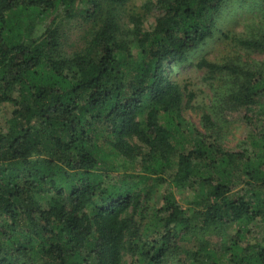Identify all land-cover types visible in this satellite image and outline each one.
<instances>
[{"label": "trees", "instance_id": "1", "mask_svg": "<svg viewBox=\"0 0 264 264\" xmlns=\"http://www.w3.org/2000/svg\"><path fill=\"white\" fill-rule=\"evenodd\" d=\"M130 1L0 0V264H264L249 229L264 223V127L225 150L186 122L169 77L214 39L228 0L148 2L152 30L129 15L125 33ZM233 42L264 54V33ZM197 68L229 77V108L264 112V65ZM123 161L141 173L119 174ZM166 178L194 192L190 213L170 193L150 206Z\"/></svg>", "mask_w": 264, "mask_h": 264}, {"label": "rangeland", "instance_id": "2", "mask_svg": "<svg viewBox=\"0 0 264 264\" xmlns=\"http://www.w3.org/2000/svg\"><path fill=\"white\" fill-rule=\"evenodd\" d=\"M156 0H131L125 8V13L121 19L124 32L133 28L129 21V15H139L143 17V29L151 31L155 25L157 14H147L144 5ZM77 23V22H75ZM73 28L69 39L66 41L65 50L69 53L76 49V41L79 35L85 30L81 25ZM78 29V30H77ZM264 33V0H228L221 15L217 19L215 37L197 51L187 57L185 64L174 66V74L169 73V77L176 81L184 89L185 99L183 102V116L189 125L194 126L205 135L212 136L222 145L225 150L241 153L248 147L249 136L258 128L264 127L263 109L256 107L251 111L244 109L230 108L222 102L226 99V91L229 88V77L225 74H209L207 70L197 68L201 59L210 62L223 64L225 62L239 63L247 69H259L264 65V54L244 50L236 47L233 42L234 37L251 39ZM225 35H228L226 37ZM131 38V36H129ZM81 46V43H77ZM134 46V45H133ZM12 106L9 104L0 105V129L5 130L7 120L10 118ZM209 116L214 124L213 130L206 131L203 125V117ZM139 163L124 162L118 172L119 174H139L141 166ZM165 183L154 186L150 206L159 209L163 205V196L172 194L183 210L190 213L193 210L191 201L194 192L191 190L178 188L172 184L169 178ZM244 185L234 189L232 195L242 192ZM251 238L264 240V223L261 219L253 222L249 226ZM237 227L229 230V235H234ZM218 239V238H217ZM191 243V242H189ZM193 243L188 244V248L193 247ZM215 247L214 243L211 244ZM126 263H130V258L125 257Z\"/></svg>", "mask_w": 264, "mask_h": 264}]
</instances>
